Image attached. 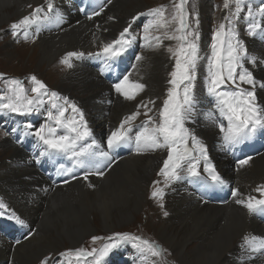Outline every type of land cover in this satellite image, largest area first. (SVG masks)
I'll list each match as a JSON object with an SVG mask.
<instances>
[{
    "label": "snow or ice",
    "instance_id": "obj_1",
    "mask_svg": "<svg viewBox=\"0 0 264 264\" xmlns=\"http://www.w3.org/2000/svg\"><path fill=\"white\" fill-rule=\"evenodd\" d=\"M111 3L112 0H107L106 4L98 6L99 10L88 11L86 8H80V11L86 13L87 19L91 20L99 16ZM45 4L46 9L43 5L37 6L29 15L11 23L10 32L14 39L22 32L24 39L27 40L29 38L28 29L41 20L54 22L57 25L63 22V18L55 10L53 0H45ZM188 5L189 0H174L170 15L166 13L167 5L138 12L130 18L116 38L102 43L100 51L87 54L102 59L104 67L110 70L111 62L120 58L137 39L133 26L142 17L146 18L140 36V39L145 42L144 46L160 47L164 40L176 42L174 48L171 46L168 48L175 62L169 74L170 87L158 111V121L148 115L152 111L149 105L155 106L156 102L154 100L141 101L137 105V111L125 116L119 126L107 135V151L101 149L95 139H91V143L86 145L82 143L93 136L82 109L68 97L61 96L55 91H49L35 75L29 77L33 85L31 96L27 94V90L19 79H11L8 82L7 92L0 95V111L26 116L39 112L46 103H50L52 110H48L46 114L50 123L41 125L33 133L45 146V150L41 151L39 156L44 157L51 153L61 154L71 160L75 167L80 168H85L88 162L95 161L96 170L83 173L85 181L90 176L103 177L105 171L100 170L101 167L111 169L116 163L112 153L134 140L136 154L158 149L167 150V158L164 159L163 166L157 173L158 176L164 178V187L156 186L160 181H153L154 188L151 192V198L158 202L163 201L165 188L184 179L185 175L188 178L199 179L201 162L203 172L207 174V181H210L212 185H225L226 181L218 174L210 160L205 144L192 129L186 126V123L191 121L195 115L197 106L195 82L201 60L198 49L199 18L194 11H189ZM29 7L31 8V5ZM223 9L226 10V14L213 31L211 55L206 57L208 61L206 88L208 94L215 100V109L219 116L227 121L226 126L223 123L219 124V132L222 134L223 141L221 147L227 150L251 140L257 133L264 131V106L257 100V86L264 89V81H259L254 77L253 71L246 66V64L253 66L264 64V57L248 53L245 42L238 32V26L243 20L249 37L259 36L261 40H264V0H261L258 6L252 5L250 0H223ZM108 19L112 20L114 17ZM193 20L195 27L192 26ZM84 56L83 52H68L62 58L61 63L72 67L70 62L72 58L79 59ZM141 59L142 56H136L137 61ZM0 78H3L2 74ZM243 85L248 87H242ZM112 88L125 100L131 101L144 90L145 85L130 80L129 75H124L112 83ZM61 100L63 104L59 103ZM140 108L145 109L144 115L147 119L139 130L135 131L133 137V122L141 115ZM69 109L74 114L71 118L67 116ZM26 127L31 128L32 125L28 124ZM251 160L252 157L248 156L238 160L237 163L243 167ZM37 163H39V158H37ZM60 171L67 175L72 173L73 169L65 170L61 165ZM71 178L77 179L75 175ZM63 182L68 183L69 181L64 180ZM88 187L92 188L94 185L88 183ZM255 191L260 194L261 198L248 196L246 199H239L237 198L238 190L235 188L231 190V195L236 198L235 203L243 205L250 214H264V185L257 186ZM160 207L163 208V203H160ZM8 208L9 206L0 200V217L7 213V219L14 220L16 224L25 225V220L15 211L9 212ZM164 215L167 216L168 213L165 212ZM243 239L251 253H264V237L252 235L251 237L244 236ZM91 241L94 245L97 241H102V244L99 247H92L90 251L80 247L68 249L58 255L66 261V264H72L73 260L76 264H81L82 261L87 262L88 258H91V264H104L105 257L123 244L131 243L144 259L149 256L159 258L162 252L167 251L155 241L127 232H113L107 237L92 236ZM52 259L45 257L40 264H52ZM153 264L156 262L154 261Z\"/></svg>",
    "mask_w": 264,
    "mask_h": 264
},
{
    "label": "bare ground",
    "instance_id": "obj_2",
    "mask_svg": "<svg viewBox=\"0 0 264 264\" xmlns=\"http://www.w3.org/2000/svg\"><path fill=\"white\" fill-rule=\"evenodd\" d=\"M144 1L112 2L106 8L105 15L107 19H114H108L107 22L103 19L97 21L98 33L93 32L86 24H72L62 34L39 38L35 45L38 46L37 58L40 64L42 67H48L56 62L55 65L59 66L58 58L69 51L90 52L97 49L101 42L111 41L125 27L127 19L147 9ZM41 2L42 0H0V29L24 16L27 13L25 8L29 5L37 6ZM204 11L205 15L209 13V9ZM206 16L203 17V26L208 22ZM166 44L167 41L164 40L160 47L148 48L141 55L142 59L133 73L134 78L145 85L144 90L138 94L139 100L147 102L154 99L160 103L165 96L164 79L168 71H171V61L168 59L167 50L164 49ZM250 46L258 55V45L254 42ZM92 77L93 73L90 71L72 68L54 78L53 84L57 87L53 89L73 101L79 100L78 105L81 108H90L85 110L87 117H91L92 112L101 116V108L93 101L102 88ZM76 91L81 95L80 99L72 98V93ZM197 97H203L202 93L197 92ZM130 102L132 103L116 101L107 118L103 117L94 122L93 126L99 129L102 123L118 122L121 115L132 110L134 100ZM105 119L106 121H103ZM215 138L216 135L210 132L204 138V143H212ZM0 151H8L10 157L7 161H0L1 197L9 208L17 211L18 205L26 200L27 192L30 191L29 184L21 178L32 170L24 171L15 167L13 159L20 157L21 152L7 141L0 142ZM162 157L160 154L129 157L114 165L101 180L94 181L97 184L94 191H87L80 182L75 181L68 184L65 190H55L35 207L24 205L23 209L18 208L19 213L29 219L37 230L9 254L11 264H35L48 252L57 253L76 248L84 238L95 233L96 226L106 234L112 233V220L115 217L121 221L118 225L129 222L133 212L140 211L146 204L148 185L152 182V176ZM246 175L250 182H254L240 186L239 177L246 178ZM230 182L233 189L238 190L237 198H258L253 187L264 184V154L239 167L238 172L231 176ZM166 209L169 216L160 222L159 239L179 264H236L245 255L243 237L250 230L251 235L258 234L261 230L242 210L230 205L205 206L180 197L169 200ZM95 215L96 219L93 218ZM63 245L69 247L64 248ZM5 255L6 253L0 250V260L4 259ZM130 262L134 264L135 259H130Z\"/></svg>",
    "mask_w": 264,
    "mask_h": 264
},
{
    "label": "rangeland",
    "instance_id": "obj_3",
    "mask_svg": "<svg viewBox=\"0 0 264 264\" xmlns=\"http://www.w3.org/2000/svg\"><path fill=\"white\" fill-rule=\"evenodd\" d=\"M174 0H145L144 4L148 8L157 7L160 5H167L166 13L168 15L172 12V3ZM222 4L223 0H190L188 9L199 16L203 14L206 16V19L208 20L207 23H205V26H203L202 22H204V16L200 17L201 23H200V29L204 33L207 31L208 26L210 25V21L212 19H218L222 15ZM211 5V6H210ZM35 6H31V11ZM216 8V9H215ZM146 9V10H147ZM206 9H209V13L205 15ZM26 12L31 13L29 10V7L25 8ZM138 13V12H137ZM201 13V14H200ZM218 13V14H217ZM216 16V17H215ZM106 15L102 18L104 21H108L106 18ZM100 19V20H102ZM98 20V21H100ZM18 21L15 19L13 22ZM9 23L7 26H4L2 30L0 29V74H2L3 78H0V89L2 93H6V88L8 86V80L9 77L14 76L13 79H19L20 81L24 76H32L35 75L37 79L42 81L47 88L50 91L57 92V89H53L57 87V85L53 84L55 83L54 78H57L59 74H61L60 70L57 68L55 63L49 65L48 67H42V64H40L38 60V46L35 45L33 40L30 41H22L24 39L23 33L17 37L13 38L11 36L10 32V25ZM202 24V25H201ZM163 31V30H162ZM211 35V33H210ZM23 36V38H22ZM7 40V41H6ZM167 41L165 50L168 51V48L175 46V41ZM6 43V44H5ZM11 43V44H9ZM12 53V54H11ZM170 53V52H169ZM168 53V55H170ZM35 59V60H34ZM168 59L170 60V57L168 56ZM34 60V62H33ZM171 69H172V61H171ZM26 83L30 86H33L29 80V78L26 79ZM167 82H165L166 86ZM73 98L80 99L79 93L76 91L75 93H72L71 95ZM165 97V96H164ZM149 101V100H148ZM143 111L144 108H141ZM4 138V139H3ZM6 138V139H5ZM8 136L5 135V133L2 132L0 129V142L1 141H7ZM9 157L8 151H0V161H7ZM246 175V178L239 177V185H251L254 180L251 182L249 181V178ZM153 178V176H152ZM242 178V179H241ZM247 179V180H246ZM254 189V187H253ZM261 198V197H260ZM150 202V203H149ZM160 203H163V208L160 207ZM167 201L163 199V201L158 202L156 199L147 198L146 204L142 206L140 211L133 212L132 218L129 222H127L124 225H118L121 221L119 218L113 219V232H127L133 235L141 236L145 239H148L150 241H155L157 244L161 246L162 249H166L167 251L162 252L161 257L157 259V264H179L177 261H175V258H173V255L167 248L164 247V245L160 242L158 230L160 227V222L168 219L169 213L166 209ZM155 204V205H154ZM151 206V207H150ZM148 208V209H147ZM157 211V212H156ZM167 212V217L164 215V213ZM151 216V217H150ZM164 217V218H163ZM94 219H96V215L93 216ZM92 218V219H93ZM95 221V220H94ZM152 222V223H151ZM94 225H97V223H93ZM97 228V229H96ZM95 233L92 235H89L88 237L84 238L81 243L76 247L80 248L83 247L86 250H91L92 247H96L99 242H96L94 245L91 241L92 236H101V237H107L110 236L112 233H104L101 231V229L96 226L95 227ZM64 248H68V245H63ZM73 248V249H76ZM71 249V248H69ZM68 250V249H66ZM59 252V251H58ZM54 252H48L45 256L49 254H53ZM116 260V259H114ZM243 261V262H242ZM240 264L246 263V264H262L257 258H248L246 260H242ZM37 263V262H36ZM35 263V264H36ZM264 264V263H263Z\"/></svg>",
    "mask_w": 264,
    "mask_h": 264
}]
</instances>
